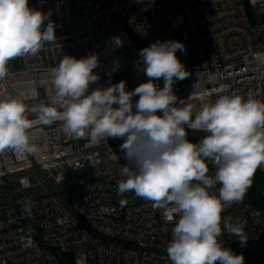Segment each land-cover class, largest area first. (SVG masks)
Masks as SVG:
<instances>
[{"label": "built area", "instance_id": "built-area-1", "mask_svg": "<svg viewBox=\"0 0 264 264\" xmlns=\"http://www.w3.org/2000/svg\"><path fill=\"white\" fill-rule=\"evenodd\" d=\"M247 4L258 19L248 17ZM29 6L51 11L56 39L35 55L20 56L18 71H10L8 62L0 79V100L17 97L29 109L26 115L34 121L29 134L38 148L32 154L0 153V264H172L167 245L180 214L172 203L153 207L134 192L118 195L120 170L127 163L123 139L72 138L62 122L39 123L30 109L54 104L50 72L65 55H98L93 71L100 80L89 92L103 79L106 88L117 77L127 78L133 90L149 79L140 50L157 40L185 46L176 55L187 77L173 84L185 104L204 106L223 95L247 99L249 93L264 101V0H29ZM113 37L122 39L121 47L114 46ZM216 170L209 168L208 175ZM220 187L210 194L218 196ZM121 199L127 201L123 206ZM26 201L34 205L31 216L22 211ZM222 217L244 221L248 238L241 246L223 232L224 247L242 254L245 264H264V212L244 195Z\"/></svg>", "mask_w": 264, "mask_h": 264}, {"label": "clouds", "instance_id": "clouds-1", "mask_svg": "<svg viewBox=\"0 0 264 264\" xmlns=\"http://www.w3.org/2000/svg\"><path fill=\"white\" fill-rule=\"evenodd\" d=\"M50 17L51 11L30 7L29 0H0V79L7 75L10 60L35 55L43 43L55 41L56 25ZM112 43L121 47L123 41L113 37ZM177 51L185 52L178 40H157L141 49L140 63L149 79L131 91L121 80L89 92L90 84L100 80L93 71L98 55H65L50 72L54 104L41 103L30 111L44 125L62 122L64 133L72 138L87 137L91 143L123 139L120 150L127 163L120 170L118 195L134 192L153 207L172 203L180 214L167 245L172 264H245L243 255L224 247L219 238L227 232L241 246L247 243L245 222H233L222 213L242 202L255 170L264 163V101L251 93L247 99L223 95L193 118L192 105L173 91V84L187 77ZM118 67L114 63L113 71ZM161 79L163 87L156 83ZM27 111L20 98L0 100V153L38 151L29 134L34 121ZM186 129L208 135L193 143ZM207 161L217 169L214 175H208ZM217 184L218 196L210 194ZM126 202L120 200L122 206ZM33 207L26 201L22 211L31 216Z\"/></svg>", "mask_w": 264, "mask_h": 264}, {"label": "rangeland", "instance_id": "rangeland-1", "mask_svg": "<svg viewBox=\"0 0 264 264\" xmlns=\"http://www.w3.org/2000/svg\"><path fill=\"white\" fill-rule=\"evenodd\" d=\"M80 11H81V9L79 7H76L75 10H74L75 15H79ZM247 14H248V17L250 19H258L259 18L257 11L254 8H251L248 4H247ZM9 64H10V66H9V70L10 71L14 72V71L20 70V68H21L20 57H16V58L10 60ZM119 79H121V78L117 77L116 79H114L113 84L117 83L119 81ZM122 80H125L128 83L127 78L124 77ZM107 82H108V80L103 79L100 83H98L97 85H94L92 88L93 89H95V88H103V87L107 86ZM127 89L129 90V88H127ZM187 104L192 105L193 118H194L195 114L203 107L202 104L200 102H198V101H191V102H189ZM176 106L177 107H182L183 105L178 103ZM186 131L188 133V135H187L188 140L193 142V143H197V144L205 136L208 135L207 132L200 131V130L196 131V130H188V129H186ZM263 164L264 163L260 164L259 167H260L262 173L264 174ZM101 170H103V169H101ZM92 173H94V171H92Z\"/></svg>", "mask_w": 264, "mask_h": 264}, {"label": "trees", "instance_id": "trees-1", "mask_svg": "<svg viewBox=\"0 0 264 264\" xmlns=\"http://www.w3.org/2000/svg\"><path fill=\"white\" fill-rule=\"evenodd\" d=\"M163 87V80L161 79ZM208 168H215L211 161H207ZM251 206L257 210L264 212V174L258 166L251 178V187L245 193Z\"/></svg>", "mask_w": 264, "mask_h": 264}, {"label": "bare ground", "instance_id": "bare-ground-1", "mask_svg": "<svg viewBox=\"0 0 264 264\" xmlns=\"http://www.w3.org/2000/svg\"><path fill=\"white\" fill-rule=\"evenodd\" d=\"M188 130H191V129H188ZM197 131V130H196ZM201 131V130H200Z\"/></svg>", "mask_w": 264, "mask_h": 264}]
</instances>
